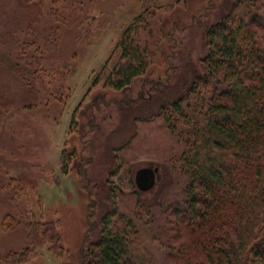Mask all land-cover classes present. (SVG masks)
Returning <instances> with one entry per match:
<instances>
[{"label": "rangeland", "instance_id": "374dc122", "mask_svg": "<svg viewBox=\"0 0 264 264\" xmlns=\"http://www.w3.org/2000/svg\"><path fill=\"white\" fill-rule=\"evenodd\" d=\"M50 1L37 8L58 36L57 73L44 78L50 86L36 82L39 92L29 94L16 73H0V184L15 176L26 186L17 202L0 187V254L25 246L28 214L54 221L67 253L60 259L47 245L23 264H79L101 220L112 231L124 214L138 229L129 246L136 264H176L184 177L168 167L170 137L156 114L199 70L205 28L229 0H63L59 22L47 13ZM16 10L17 0H0L2 33ZM144 10L165 33L148 71L121 90L94 84L119 35ZM143 167H158L147 191L135 183ZM7 214L23 221L4 229Z\"/></svg>", "mask_w": 264, "mask_h": 264}, {"label": "trees", "instance_id": "16d2710c", "mask_svg": "<svg viewBox=\"0 0 264 264\" xmlns=\"http://www.w3.org/2000/svg\"><path fill=\"white\" fill-rule=\"evenodd\" d=\"M41 2L17 0L18 10L0 31V73H16L29 94L39 92L36 82L43 89L50 86L44 78L52 69L57 73L60 57L56 29L42 25ZM64 8L63 0H51L47 13L59 22ZM145 10L119 35L94 84L121 90L148 71L165 33L149 19L155 13ZM204 44L199 70L156 114L170 137L168 167L184 177L173 260L264 264V0H229L206 26ZM6 180L0 187H8L19 201L24 180ZM26 220L25 246L0 254V264L29 262L47 245L53 256L66 255L54 221L28 214ZM118 220L122 226L112 231L103 220L93 229L79 264H136L129 246L138 229L129 216L119 214ZM22 221L23 215L7 214L2 226L14 228Z\"/></svg>", "mask_w": 264, "mask_h": 264}, {"label": "water", "instance_id": "95a60500", "mask_svg": "<svg viewBox=\"0 0 264 264\" xmlns=\"http://www.w3.org/2000/svg\"><path fill=\"white\" fill-rule=\"evenodd\" d=\"M158 167H143L137 170L135 175V183L142 191H147L153 187L155 182V174Z\"/></svg>", "mask_w": 264, "mask_h": 264}]
</instances>
